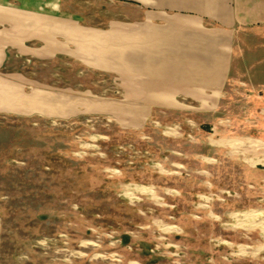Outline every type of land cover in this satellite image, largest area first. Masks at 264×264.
Returning a JSON list of instances; mask_svg holds the SVG:
<instances>
[{
	"label": "rangeland",
	"instance_id": "1",
	"mask_svg": "<svg viewBox=\"0 0 264 264\" xmlns=\"http://www.w3.org/2000/svg\"><path fill=\"white\" fill-rule=\"evenodd\" d=\"M27 76L26 113L0 111V264H264V83L193 119L129 115L126 79L77 62Z\"/></svg>",
	"mask_w": 264,
	"mask_h": 264
},
{
	"label": "crops",
	"instance_id": "2",
	"mask_svg": "<svg viewBox=\"0 0 264 264\" xmlns=\"http://www.w3.org/2000/svg\"><path fill=\"white\" fill-rule=\"evenodd\" d=\"M68 61L126 79L129 115H216L264 83V0H0V111L26 113L29 66Z\"/></svg>",
	"mask_w": 264,
	"mask_h": 264
},
{
	"label": "bare ground",
	"instance_id": "3",
	"mask_svg": "<svg viewBox=\"0 0 264 264\" xmlns=\"http://www.w3.org/2000/svg\"><path fill=\"white\" fill-rule=\"evenodd\" d=\"M245 218H246V220L248 221V220H253L254 218H255V214H251V213H244V215H243ZM235 217L236 218H238V215H235ZM259 225H263L264 226V223L263 222H260L259 223Z\"/></svg>",
	"mask_w": 264,
	"mask_h": 264
}]
</instances>
